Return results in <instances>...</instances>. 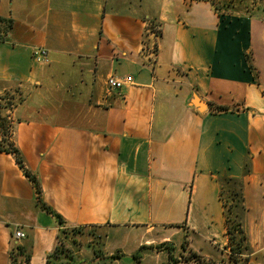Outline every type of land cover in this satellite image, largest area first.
<instances>
[{
  "label": "crops",
  "instance_id": "obj_1",
  "mask_svg": "<svg viewBox=\"0 0 264 264\" xmlns=\"http://www.w3.org/2000/svg\"><path fill=\"white\" fill-rule=\"evenodd\" d=\"M137 1L0 0V95L19 97L10 139L68 228L107 235L106 256L120 255L109 264H225L224 178L242 188L244 256L264 264V6L222 15L208 0ZM112 77L133 82L111 92ZM60 231L0 150V264L14 244L47 264Z\"/></svg>",
  "mask_w": 264,
  "mask_h": 264
},
{
  "label": "trees",
  "instance_id": "obj_2",
  "mask_svg": "<svg viewBox=\"0 0 264 264\" xmlns=\"http://www.w3.org/2000/svg\"><path fill=\"white\" fill-rule=\"evenodd\" d=\"M2 40H3V37L0 35V41ZM6 95L9 96V94H6ZM7 98L10 99L9 97ZM1 108L3 107L0 104V109ZM216 110L217 112H227L228 111V109L225 107H217ZM11 128H12L11 122L9 121L7 117L3 116L0 111V150L15 155L16 160L18 164L20 165V167L24 170L25 175L34 184L39 204L42 206L44 210L53 214L57 218L60 224V227H61L60 237H59V240H61L62 236L65 235L66 237L67 231L70 228L67 227L64 219L59 214L52 211V209L43 202L42 189H41L39 180L37 179L36 176L32 175L28 170L25 169L21 153L19 149L15 146L14 142L11 141L10 139L11 138ZM223 181H224L223 183L226 184L227 189L226 190L224 189L225 185L223 184L222 192H221V199L224 201L225 192L226 194H228L229 191L235 192L232 194V197L229 196V198L231 199L233 204L236 202H239L242 204V208L240 211L243 214L246 210V207L244 206V196H243L242 188L240 186L239 181H236L230 178H224ZM238 193L239 195H237ZM234 195H236V197ZM226 205L227 204H224V206L227 208ZM227 209H226V212L228 213V215L226 217V226H227V236H228V243H229L228 248L230 249V252L228 253L227 258H229L230 262L233 264H246V263L248 264L250 260L248 257L244 256L246 252L249 250L248 236L245 233V229L241 222V217L240 216H238L239 218L237 217V219L240 220L239 223L234 222V224L230 225V222H231L230 215H235V213ZM70 231L72 232V234H75V236L80 235V234L82 236L85 234L84 232L86 231V228H72L70 229ZM92 232H95V231L92 230ZM102 237L103 236L98 237V239H95V244H97L98 247L94 248V252H95L94 258H96V260H100V261L102 260V263L100 264H109L110 261L119 258V256H111V257H108V256L101 257L100 256V253L102 250L100 248H102L104 245L102 243H99L101 240L102 241L104 240L102 239ZM183 249L184 250L187 249V241H185L183 245ZM58 253H59L58 247H56L54 253L49 256L47 264H74V261L64 260L63 259L64 254H58ZM10 256H11V264H30L31 262L30 253H28V251L24 247H21L20 245H17V244H14L12 246L11 251H10ZM189 256H191L190 258L192 259L194 258L197 261L202 260L201 257H199L198 255L194 253H190ZM89 264H96V263L91 261Z\"/></svg>",
  "mask_w": 264,
  "mask_h": 264
},
{
  "label": "rangeland",
  "instance_id": "obj_3",
  "mask_svg": "<svg viewBox=\"0 0 264 264\" xmlns=\"http://www.w3.org/2000/svg\"><path fill=\"white\" fill-rule=\"evenodd\" d=\"M197 1H205V0H197ZM211 1L214 5H216V7L218 8V11H220V13L222 15H244V14H255L256 11L258 9H260L261 7L264 6V0H208ZM134 2L136 3V5L138 6V1L134 0ZM235 12V13H234ZM148 27L147 29L150 31V33L152 35H154V39L158 38L160 35V26L158 23H156L155 21H149L148 22ZM154 46V45H153ZM156 47V46H154ZM156 49H153V52H155ZM7 97H9L10 99H8ZM19 97L14 94L12 95H6L5 93L0 95V104L2 105L3 108L0 109L1 114L5 117H8V111L13 110L18 102ZM224 185H226L225 183H223ZM236 187V186H235ZM224 189L226 190L227 187L224 186ZM235 192H228V194H226L224 196V198H226L228 200V203H226L227 205V210L232 211L233 213H235V215H230L231 218V222L230 225L235 223H239V219H237L238 216H242V212L240 211L242 208V204L239 202H236L233 204V202L231 201V199L229 198V196L232 197V194ZM239 195V193L237 194ZM236 197V195H234ZM237 201V200H236ZM245 206V205H244ZM246 207V206H245ZM231 214V213H230ZM239 218V217H238ZM242 222V220H241ZM175 230L173 231H169L170 234H175ZM85 233V232H84ZM83 233V234H84ZM184 235V234H183ZM181 233H179L178 235H175V243L180 242L183 237L186 238V240L188 241V238L190 236L186 235L183 236ZM102 237V239H104L103 241L101 240L99 243H102L104 245H106V234H103V232H86L84 236L80 235H76L72 234V232L70 231V229L67 231L66 237L65 235L62 236L61 240H59L57 247H58V254H64L63 255V259L64 260H69V261H74V260H78L80 257L76 255V251L77 249H81L84 246H89L92 249V253L94 255V248H97L98 245L95 244V239H98V237ZM86 237L87 240H84V238ZM97 241V240H96ZM201 240H197L194 244L198 247L202 246L200 243ZM203 245L206 247V250H209L210 252H215L217 251L215 246H212L209 243L206 242H202ZM103 245L100 253V256H106V252H105V246ZM229 245V243H228ZM230 252V249H228V253ZM186 255L185 259H189L191 256H189L190 254H184V256ZM113 256H120L119 253ZM188 256V257H187ZM199 257L202 258V260H199L198 262H207L206 259H203L204 257L202 255H198ZM95 256H93L92 261L96 264H100L102 263V260H96V258H94ZM111 257V256H108ZM211 261V260H209ZM91 262V261H90ZM250 262V261H249ZM225 264H233L230 262L229 258H227ZM247 264V263H246ZM249 264V263H248Z\"/></svg>",
  "mask_w": 264,
  "mask_h": 264
},
{
  "label": "built area",
  "instance_id": "obj_4",
  "mask_svg": "<svg viewBox=\"0 0 264 264\" xmlns=\"http://www.w3.org/2000/svg\"><path fill=\"white\" fill-rule=\"evenodd\" d=\"M34 58L40 62H48V52L44 49H38L34 52ZM132 82H133L132 77H128L126 79H117L112 77L108 80V86L111 92L121 91ZM15 238L17 240H22L25 238V234L22 231H17L15 233Z\"/></svg>",
  "mask_w": 264,
  "mask_h": 264
},
{
  "label": "water",
  "instance_id": "obj_5",
  "mask_svg": "<svg viewBox=\"0 0 264 264\" xmlns=\"http://www.w3.org/2000/svg\"><path fill=\"white\" fill-rule=\"evenodd\" d=\"M197 105H199L201 108H202V107H204V105H203V104H197Z\"/></svg>",
  "mask_w": 264,
  "mask_h": 264
}]
</instances>
